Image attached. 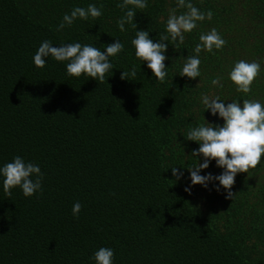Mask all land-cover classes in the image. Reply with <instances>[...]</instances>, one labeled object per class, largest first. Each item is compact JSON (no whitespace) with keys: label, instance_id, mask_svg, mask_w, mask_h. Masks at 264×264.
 Masks as SVG:
<instances>
[{"label":"trees","instance_id":"16d2710c","mask_svg":"<svg viewBox=\"0 0 264 264\" xmlns=\"http://www.w3.org/2000/svg\"><path fill=\"white\" fill-rule=\"evenodd\" d=\"M120 2L0 0V168L20 156L43 173L42 191L32 197L19 187L8 197L0 175V264H96L101 247L114 250L113 264H264V155L249 175L237 174L227 199L222 186L216 190L219 181L191 184L186 167L203 156L190 157L199 144L183 135L206 120L224 123L205 112L202 94L264 105V0H190L212 19L185 33L179 50L165 42L161 84L131 41L145 30L158 42L166 34L160 18L167 20L176 0H147L146 9H136L137 29L126 24L123 32ZM89 4L103 6L102 16L57 31L65 13ZM213 28L226 45L201 51L200 77H181L200 35ZM45 40L101 51L119 40L124 50L109 58L113 69L99 83L68 76L67 62L51 57L37 68L33 57ZM240 60L261 65L249 95L229 78ZM133 66L136 76L121 79ZM216 77L222 88L211 84ZM174 166L183 172L178 182ZM222 172L212 161L200 174Z\"/></svg>","mask_w":264,"mask_h":264},{"label":"clouds","instance_id":"9594fccd","mask_svg":"<svg viewBox=\"0 0 264 264\" xmlns=\"http://www.w3.org/2000/svg\"><path fill=\"white\" fill-rule=\"evenodd\" d=\"M117 7L124 11V15L117 20V26L123 32L126 24L137 29V24L134 23L136 9L144 10L148 7V3L147 0H122ZM101 8L95 4H89L87 8L75 7L70 14H64L63 20L57 26V31L63 30L66 26L71 27L76 19L88 20L90 17L92 19L101 17ZM177 9H186V11L178 15ZM212 16L213 13L210 10L203 13L190 0H176V8L169 9L167 20L165 21L164 17L160 18V22L166 24V34L161 33L158 42L150 38L149 31H136L135 38L131 41L135 47V55L137 59L147 62V67L154 74L157 84L164 83L167 77L165 60L168 57L165 53L168 43L165 42L171 40L174 48L179 50L180 45L184 44L185 33H191L197 28L198 22L206 18L211 20ZM199 40L200 43L194 48L196 55H188L185 58L182 70L178 73L181 77L193 80L200 77L199 54L201 51L215 54L214 49L221 50L226 45V41L215 28L206 34H201ZM123 50L124 44L119 40L107 45L106 51L80 43L54 47L51 41L45 40L35 53L33 62L37 68H44L46 58L51 57L58 62H67L68 76L80 77L83 74L103 83L106 73L113 69L109 58L117 56ZM260 72V63L240 60L230 71L229 78L236 85V92L249 95ZM136 74V68L133 66L130 73L122 72L121 79H128L129 75L135 77ZM211 84L223 87L220 77L213 78ZM201 103L205 112L210 110L213 117L218 115L224 123L223 125L213 124L205 119L206 124L191 127L183 134L186 140L199 144V148L194 149L190 157L203 156L202 163L197 159L196 165L186 167L190 172L191 184L207 188L210 182L219 181L216 190L219 191L222 186L227 191L226 198L233 199L235 193L232 192V188L237 174L248 173L249 175L250 169H256L264 155V105L250 99H243L242 105L237 100L226 104L215 93L202 94ZM212 161H215L216 166L222 168L223 172L216 176L212 173L201 175V171L208 169ZM171 171L175 182L183 177V172L176 166L171 167ZM0 175L4 177L3 190L8 197L12 196V190L17 187L22 189L25 197H32L42 191L43 173L40 167L26 162L20 156L14 157L11 162L0 168ZM185 191L190 193L191 188L186 187ZM82 207L78 201L73 205L72 215L77 219ZM93 258L96 264H113L114 250L101 247L94 253Z\"/></svg>","mask_w":264,"mask_h":264}]
</instances>
